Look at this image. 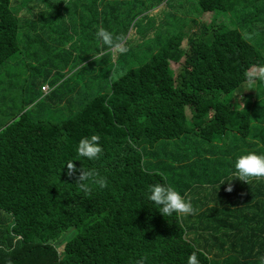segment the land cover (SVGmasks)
<instances>
[{
    "label": "trees",
    "instance_id": "obj_1",
    "mask_svg": "<svg viewBox=\"0 0 264 264\" xmlns=\"http://www.w3.org/2000/svg\"><path fill=\"white\" fill-rule=\"evenodd\" d=\"M56 5L52 15L34 11L23 25L37 30L51 24L60 12L63 17L72 13L70 2L57 0ZM115 6L106 4V10L116 13L120 9ZM200 7L204 13L226 14L238 28L191 20L187 31L173 34L148 62L115 80L111 74L117 68L110 63L105 74L108 93H87L80 109L56 123L33 118L28 108L37 102L40 110L45 109V98L59 102L64 76L43 68L50 61L42 62L40 51L28 52L38 64H28L24 74L10 71V66L21 65L16 58L21 24L14 13L19 9L12 10L11 0H0V264L9 260L12 264H135L142 257L145 264H187L192 252H197L200 264H260L264 255V179L247 184L235 179L233 172L237 157L256 152L258 147L250 128L255 127L260 113L252 109V93L240 87L247 82L244 73L250 66L264 65V0H200ZM137 17L122 25L106 23L104 28L121 38V47L135 48L139 40L130 29L136 33L141 29L142 34L152 29L142 30L144 19L132 26ZM158 24L156 19V27ZM163 25L161 21L160 28ZM89 26L93 35L100 27ZM152 39L156 36L148 38ZM23 40L28 49H49L41 38L24 36ZM92 41L100 49H109L102 41ZM125 49L117 50L116 65L140 61L131 58L133 50ZM58 55L63 59V53ZM82 59H86L84 55ZM171 61L180 65L176 75ZM85 70L77 69V73L82 75ZM50 77L52 90L45 94ZM70 94L67 109L72 107ZM25 96L31 98L27 104ZM50 108L56 109L55 103ZM3 120L5 125H1ZM93 134L100 136L103 147L97 160L77 153L79 141ZM184 134L180 144L173 141ZM197 136L210 142L219 138L215 142L218 168L208 160L202 164L206 161L193 152L191 143ZM68 162L106 177L107 187L89 182L90 191H82L75 176L66 174ZM201 167L208 171L209 182L198 176L196 186H187V175L193 176ZM165 181L182 195H194L195 215L164 217L159 212L148 199V188ZM228 181L234 189L240 187L239 192H226L228 185L221 182ZM206 187L213 192L202 189ZM200 191L207 192L203 199L198 196ZM197 202L202 205L196 206ZM239 223H255L252 231L257 240L214 242L224 241L219 239L220 233L232 235L235 226L237 231L244 230ZM69 228L76 233L61 253L58 244ZM187 228L213 238L190 240Z\"/></svg>",
    "mask_w": 264,
    "mask_h": 264
},
{
    "label": "rangeland",
    "instance_id": "obj_2",
    "mask_svg": "<svg viewBox=\"0 0 264 264\" xmlns=\"http://www.w3.org/2000/svg\"><path fill=\"white\" fill-rule=\"evenodd\" d=\"M15 1L16 5H14ZM158 1L159 0H65L66 3L70 2V7L72 8V13L68 17L60 16V13H62L60 12L58 17L51 24L47 25L45 28L33 30L29 27L30 24L23 25L24 22H26V18H28L30 14L33 15L34 11L45 12L46 14L52 15L58 7L56 5L57 0H48L47 2H42L41 0H11L12 10L18 8L20 11V13H18L19 11H14V13L19 17L21 24L18 32L20 53L16 55L21 65L18 67L15 65L10 66V71L16 74H24V67L28 64H38L28 57V52L40 51L43 55L42 62L50 61V65L43 68L49 73H53V69H55L64 76L62 81H66V84L62 86L63 92L62 95L59 96V102H57L56 99L52 100L45 98L44 101H47L48 104L43 110L38 108L36 102L28 108L31 111L30 115L33 118L41 117L49 119L51 122L61 123L67 116L73 115L81 108L83 98L87 93H99L100 91L108 93L107 91L110 90V85L107 84L109 79H105V74L110 63L115 69L117 68V71H113L111 74L112 80H115L130 68H138L142 64L148 62L152 54L160 51L168 39L173 37V34L187 31L190 28L191 20H198L208 26L218 22L220 24L228 23L230 27H235V29L238 28L235 21L226 14H220L218 12L204 13L200 7V0H165L163 4L166 6L164 7H162V3V5H153ZM106 4L116 5L115 7L120 10L116 13L110 10L107 11ZM21 9H25V11H21ZM27 12H29V14H27ZM137 15H139V17L135 19L132 26L139 19H144L140 25L142 30L144 31L148 27L152 28L145 30L147 31L145 34H142L141 29L137 33L134 29H130L129 31L135 38H138L139 42L137 44L138 46L135 48H132L130 45L125 46V48L133 50L131 52V58L140 61L130 66L123 64L116 65L117 58H115V54L118 49H100L99 45H93V39L97 43H100L101 40L96 36L97 31L94 35L90 32L89 24L91 23V28H97L99 26L105 27L106 23H108V26L116 23L122 25L130 23V19ZM156 19L159 21L157 27L155 25ZM149 21L151 22L145 26L146 22ZM161 21H163L164 25L160 28ZM151 35H155L156 39L148 40ZM24 36L26 38H41V40L47 42L49 49L43 51L41 47L38 46H32L28 49L27 44L23 40ZM251 42L257 47L255 41ZM183 44V47L187 46V42ZM59 53H63V59L58 55ZM107 53H109V57H106ZM82 55H84L86 59H82ZM171 64L175 75L178 74L180 65L175 64L173 61H171ZM80 68L86 69L82 75L77 73V69ZM51 80L52 77H50L47 81L48 83L45 84V94H48L52 90L50 86ZM240 88L245 93H252L254 98L252 109L254 110L257 108L260 113L255 127L250 128V132L252 135L256 136L258 140V147L256 149V152H258L257 154H264V81H260L259 83L256 82L253 85H249L245 82ZM70 92L69 98L72 99V107L68 105L67 109L66 99H68ZM35 97H38V94H36ZM30 100L31 98L28 96L24 97L26 104L30 102ZM54 103L56 109L50 108V104ZM186 113L188 117H191V110L188 107H186ZM207 116L206 120L208 121L209 114ZM4 120L1 122V125H5ZM184 137L185 134L173 141L180 144L184 140ZM218 140L219 138L215 137V140L210 142L205 138L197 136L194 142L191 143L193 152L201 160L206 161L202 162V164H207L208 160L212 162L216 168L219 167V148L218 144L215 143ZM171 150L172 147L169 149V153ZM163 153H165V150ZM198 176L202 178V181L208 179L209 182L208 171L201 167L200 171L195 172L193 176L187 175V179L185 180L186 185L196 186L194 180H196ZM239 188L238 186L236 187V189ZM202 189L213 192L212 187ZM199 193L198 196L203 199V196L207 192L200 191ZM189 196L192 198L194 195L190 193ZM201 205V202L196 203V206ZM75 233V228H69L64 233V236L58 244V250L61 253L64 250L66 242L71 239Z\"/></svg>",
    "mask_w": 264,
    "mask_h": 264
},
{
    "label": "clouds",
    "instance_id": "obj_3",
    "mask_svg": "<svg viewBox=\"0 0 264 264\" xmlns=\"http://www.w3.org/2000/svg\"><path fill=\"white\" fill-rule=\"evenodd\" d=\"M96 36L102 41L103 45H107L109 49L115 48L121 52L126 51V49L121 47L119 43L121 38L114 37V34L109 32L103 26L98 28ZM244 76L249 85H253L257 81H264V65L250 66L245 71ZM242 101L245 107L246 101H244L243 97ZM100 139L101 138L98 134L82 138L77 146L78 155L89 160L99 159L103 153ZM66 166L67 176L70 178L75 176V183L82 191H90L89 182L98 185L100 188L107 187L106 177H101L95 170H84L83 168L78 169L74 162H68ZM234 168L235 171L233 172V175L235 176V179H239L247 184L253 179H264V154H257L254 151L242 154L235 160ZM76 173H79V175H76ZM231 181L221 182V184L227 183L228 186L225 188V191L229 193L233 191ZM148 192V199L158 206L157 209L164 217L172 216L173 214H176L178 217H183L195 215L197 212L191 202V197L188 196L187 193L182 195L166 181L149 185ZM17 239H19V237H17ZM5 250L10 251V249ZM145 260L146 258L142 257L135 261V264H145ZM261 260H264V257H261ZM8 264H12L11 260H9ZM187 264H200L197 252H192L188 256Z\"/></svg>",
    "mask_w": 264,
    "mask_h": 264
},
{
    "label": "crops",
    "instance_id": "obj_4",
    "mask_svg": "<svg viewBox=\"0 0 264 264\" xmlns=\"http://www.w3.org/2000/svg\"><path fill=\"white\" fill-rule=\"evenodd\" d=\"M233 190L235 192H239V190L236 189V188L235 189L233 188ZM235 224H238V223H235ZM239 224H240L239 228H243L244 230L237 231L236 230V226H235L234 227L235 232L232 233V235H225V233H220L219 239H224V241H222V240L219 241L218 239H214V242L216 244H222L224 242H227V243H229V242L238 243L242 239H245V238H248V237H250V238L254 237L257 240V233L252 231V229H256V224L255 223H239ZM186 236H188V239H190V240L199 238V239L202 240L201 242H206L204 240L205 238H213L211 235H207V236H203L202 237V236L199 235V233L195 232L192 228H187L186 229ZM262 237H264V235H262ZM245 245H247V244H245ZM241 246H243V245H241ZM249 246H250V249L254 248L251 245H249ZM257 250H259V249H257ZM262 257H264V255ZM261 262H264V260H261V258H260V264H261Z\"/></svg>",
    "mask_w": 264,
    "mask_h": 264
},
{
    "label": "bare ground",
    "instance_id": "obj_5",
    "mask_svg": "<svg viewBox=\"0 0 264 264\" xmlns=\"http://www.w3.org/2000/svg\"><path fill=\"white\" fill-rule=\"evenodd\" d=\"M215 203V202H214Z\"/></svg>",
    "mask_w": 264,
    "mask_h": 264
}]
</instances>
